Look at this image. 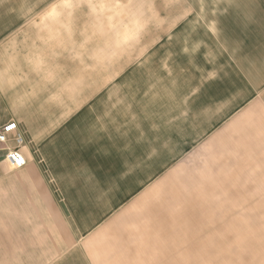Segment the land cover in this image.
<instances>
[{
	"label": "crops",
	"instance_id": "obj_1",
	"mask_svg": "<svg viewBox=\"0 0 264 264\" xmlns=\"http://www.w3.org/2000/svg\"><path fill=\"white\" fill-rule=\"evenodd\" d=\"M10 1L0 0V126L10 120L20 123L23 132L16 122L24 139L21 152L27 164L18 169L21 171L19 187L15 182L7 187V194L9 189L13 192L19 190L16 193L20 195L19 205L13 201L17 199L14 194L4 197L0 227L4 230V238L12 243L4 240L0 264H24L25 255L30 252L41 254L44 241L54 244V239H59L60 221L71 227L70 236L76 238L81 234L80 221L91 219L87 214L82 218L81 214L69 208L79 203L72 199L68 201L66 191L97 193L106 189L110 182H103L101 187V181H93L94 171L101 175L106 169L113 174L118 164L132 162L133 151L137 150V146H133L134 135L125 137L123 124H108L113 108L118 110L117 115L121 113L122 116L125 115L119 111L132 109V115L126 116V124L131 125L135 133L134 125H146L151 130L152 125H172L175 117L187 119L186 111L193 109L188 105L189 101L194 103V108H198L196 105L200 103L199 108L203 110L205 91L201 82L200 88L195 89L197 95L187 103L189 97L180 73L183 69L181 62L170 57L168 47H163L166 58L154 61L159 47L161 51V46L180 39L183 22L177 19L186 15L183 7L150 0H145V3L134 0L133 4L117 0L114 10H105L98 6L103 0H90L92 4L78 9L76 4L87 0H27L20 3L21 12H14ZM50 2L51 6L47 5ZM64 2L67 6H60ZM231 4L229 6L227 0L220 7L216 5L215 21L211 22L210 51L215 63V80L207 93L208 99L215 102V125L224 124L221 120L235 110L250 109L254 103L252 97L264 89V4L259 7ZM48 7L49 12L45 10ZM71 7L77 18L82 19L75 23L73 35L67 37L60 32V25L51 22L62 18L63 11L68 12ZM2 11L5 15L1 14ZM55 11L57 14L51 16ZM170 13L174 16L168 15ZM44 16L48 18L45 22ZM129 26L131 35L123 37V30ZM33 27L39 29L36 36L24 32V29ZM5 32L10 33L8 38H3ZM117 32L121 42L111 43ZM82 40L89 43L83 45ZM112 44H116V52L111 51V58L116 54L115 70L110 71L109 63L104 68L103 65H93L94 69L100 70L92 72L100 74H92V57L97 55L93 54L94 48L104 45L98 54L106 56L103 62H111L107 56ZM55 53L60 60L56 59ZM60 63L66 64L67 71L61 69L63 65ZM129 65L132 67L125 74L120 73V69ZM109 72L117 79L114 86L108 85ZM44 74L74 81H67L68 94L61 95L60 101L45 103L42 95L30 96L41 89L39 81L43 82ZM76 79H79L78 84ZM85 80L92 83L82 84ZM99 88V93L105 94L100 101L81 98L86 93L96 95ZM103 88L106 90L102 91ZM76 91H81L80 96H75ZM113 94L122 96H116L110 102L108 99ZM136 109L145 111L148 121L137 123ZM49 132L51 134L46 135ZM31 161H35L34 166L30 165ZM94 178L99 179L97 176ZM113 180L107 189L119 187ZM59 206L67 207L64 219L60 217ZM236 221V225L228 226L236 233L235 241L239 238L240 229L250 231L257 220L245 218ZM249 237L252 235L246 239ZM91 244L94 245V241Z\"/></svg>",
	"mask_w": 264,
	"mask_h": 264
},
{
	"label": "rangeland",
	"instance_id": "obj_2",
	"mask_svg": "<svg viewBox=\"0 0 264 264\" xmlns=\"http://www.w3.org/2000/svg\"><path fill=\"white\" fill-rule=\"evenodd\" d=\"M23 1L26 3L27 0H11V10L21 12L20 3L23 4ZM150 1L183 7L187 11L185 16H178L177 19L183 22L180 39L161 46V51L159 47L154 61L166 58L163 47H168L170 57L182 64L180 73L189 97L187 103L197 95L195 89H199L202 82L205 91L203 110L199 108L200 103L196 105L198 108H194V103L189 101L188 105L193 109L186 111L187 119L175 117L172 125H152L151 130L146 125H134L136 132L133 133V127L126 124V116L132 115V109L119 111L125 115L122 116L121 113L117 115L118 110L113 108L108 124H123L124 136L134 135L133 146H137V150L133 151L132 162L121 166L118 164L113 174L106 172V169L101 175L94 171L93 181H101V187L103 182H110L106 189L97 193L66 191L68 201L72 199L79 203L69 208L81 214L82 218L87 214L91 219L80 221L81 234L76 238L70 236L71 227L68 228L65 221H60L59 239L55 238L54 244L44 241L41 254L30 252L25 255L24 264H264V108L260 109L264 107V89L252 97L254 103L250 109L235 110L221 120V123L224 122L221 125H215V102L208 99L207 93L215 80V63L210 51L211 22L215 21V6L220 7L227 0ZM51 2L47 5L51 6ZM103 2L98 6L105 10H114L118 3L117 0ZM127 2L133 4L134 0ZM141 2L145 3V0ZM231 3L239 7H259L264 0H228L229 6ZM90 4L92 2L87 0L76 6L79 9ZM60 6L66 7L67 3ZM45 10H50V7ZM3 11L1 14L5 15ZM56 14L55 11L50 15ZM168 15L174 16L172 13ZM81 19L77 18V13L71 7L68 12L63 11L62 18L52 20L51 24L60 25V32L71 37L75 23L78 24ZM46 20L48 18L44 16L43 21ZM109 27L112 25L109 24ZM24 30L30 36H36L39 31L36 27ZM119 33L116 38L114 35L111 43L121 42ZM9 34L5 32L2 36L8 38ZM130 35L129 26L123 30V37ZM87 42L81 41L83 45ZM102 49L104 45L94 48L93 54L97 55L92 57L91 72L100 70L94 69L93 65H103L104 68L107 63L110 71L115 70L116 54L111 56L116 52V44L109 46L107 58H111V62H103L106 56L98 54ZM55 56L60 60L57 53ZM62 65L60 68L67 71L66 64L60 63ZM131 65L120 69V73L125 74ZM108 74V85H116L115 74ZM76 80L78 84L79 79ZM67 81L74 83L72 79L44 74L43 82L39 81L41 89L30 96L36 98L42 95L45 103L60 101L61 95L68 94ZM88 82L92 83L85 80L82 84L88 85ZM99 91L100 88L96 95L86 93L81 98L96 102L105 97ZM79 93L76 91L75 96ZM116 96L122 95L113 94L108 100L114 101ZM134 112L138 116L137 123L147 120L145 111L136 109ZM20 129L24 131L21 125ZM30 165L34 166L35 161H31ZM20 172L0 162V213L4 208V197L10 193L17 198L13 200L15 205H19L20 195H16L19 190L13 192L9 189L7 194V187L11 182L19 187ZM95 176L99 179H95ZM113 178L119 187L107 189L113 184ZM59 211L60 217L66 218L67 207L59 206ZM245 218L256 219V224L251 225L253 229L247 228L250 231L240 229L239 238L235 241L236 233L228 226L231 228L233 224L236 225V220ZM250 234L252 237L246 239ZM4 237V230L0 227V255L4 251V240L12 243ZM93 241L94 245L91 244ZM94 259H98V263Z\"/></svg>",
	"mask_w": 264,
	"mask_h": 264
},
{
	"label": "built area",
	"instance_id": "obj_3",
	"mask_svg": "<svg viewBox=\"0 0 264 264\" xmlns=\"http://www.w3.org/2000/svg\"><path fill=\"white\" fill-rule=\"evenodd\" d=\"M23 136L15 121H8L0 126V162L9 168L18 170L27 164L26 157L21 152Z\"/></svg>",
	"mask_w": 264,
	"mask_h": 264
}]
</instances>
